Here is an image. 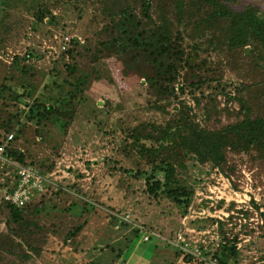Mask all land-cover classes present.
<instances>
[{"label": "trees", "instance_id": "1", "mask_svg": "<svg viewBox=\"0 0 264 264\" xmlns=\"http://www.w3.org/2000/svg\"><path fill=\"white\" fill-rule=\"evenodd\" d=\"M234 1L102 0L104 23L95 48H87L88 65L83 71L75 59L84 57L80 51L84 45L72 38L69 48L62 52L64 60L68 59L63 66L66 76L53 72L51 85L49 81L41 91L27 78L20 82L13 75L0 85V147L4 146L5 157L47 175L53 165L37 167L13 143L28 124L35 125V135L43 140L42 132L48 125H57L66 133L78 106L87 102L91 84L104 78L103 70L110 62L129 72L138 69L156 104L204 96L208 92L227 93L225 105L215 111V128L182 119L160 122L134 119L116 133L122 155L132 166L112 161L111 169L136 181L142 180V193L150 201H168L180 217H185L198 186L193 174L195 169L208 165L230 179L238 171L237 161L250 159L264 168V16L252 5L236 10L230 6ZM60 6L61 0H0V27L9 26L5 21L13 12L29 15L33 31L54 26L57 17L53 11ZM3 39L0 35V43ZM32 57V53L14 56L11 70L32 78V68L26 64ZM229 68L238 69L242 74L247 82L245 87L256 97L254 102L244 95L242 84L239 87L227 80ZM52 87L56 91L53 97L48 95ZM13 133L15 137L9 141L8 136ZM104 133L113 132L105 130ZM14 185H2L0 198L12 191ZM70 188L82 192L79 185L73 184ZM49 194L36 196L22 207L0 201V213L5 215L13 236L1 242L0 248L6 246L3 250L8 256L20 258L11 264H25L32 258L23 250L37 251L34 247L43 242L36 241L33 234L40 231L42 218L50 214L46 206L51 203L52 209H60L56 200L67 192L60 188ZM82 202V209L87 210L90 202ZM74 207L72 200L60 211L67 213ZM209 220L217 224L219 238L209 247L204 243L191 246L192 250L201 252L202 258L175 247L176 254H183L188 264H212L213 260L217 264H241L242 254L237 248L239 234L228 230L225 222ZM85 225L83 222L73 227L66 239L75 238ZM142 231L146 230L136 229V237ZM121 258L122 253L118 252L116 259L120 262ZM0 264H3L1 254Z\"/></svg>", "mask_w": 264, "mask_h": 264}, {"label": "rangeland", "instance_id": "2", "mask_svg": "<svg viewBox=\"0 0 264 264\" xmlns=\"http://www.w3.org/2000/svg\"><path fill=\"white\" fill-rule=\"evenodd\" d=\"M248 5L258 7L264 16V0H235L230 6L242 10ZM103 9L102 0H61V6L53 11L57 23L39 31L31 29L29 15L13 12L5 21L9 26L0 27V35L4 38L0 43V85L13 75L20 82L27 78L41 91L49 81L51 85L53 72L66 76L63 66L68 59L64 60V50L60 49L64 37L77 38L84 45L80 50L84 57L76 56L75 59L83 71L88 65L85 57L88 49L95 48L104 23ZM26 53L33 56L26 63L32 68V78L10 68L14 56ZM107 65L103 70L104 78L91 84L87 102L78 106L66 133L57 125H48L42 132L43 140L35 135V125L28 124L13 143L27 155V161H34L37 167L53 165L47 173L51 184L40 195L62 188L67 195L56 200L57 207L62 209L72 200L75 202L73 210L67 213L52 209L48 203L46 211L50 214L42 218L40 231L33 234L36 241L43 242L34 247L37 251L23 250L32 256L25 264H111L119 261L116 259L118 252L122 253L120 264L123 261H127L126 264H188L183 254H176L173 243L181 231L192 239H199L197 245L204 243L209 247L216 243L219 238L217 224L209 219L225 222L228 230L239 234L237 248L242 254L241 264H264V168L258 163L250 159L237 161L238 171L230 179L208 165L195 169L193 174L198 186L189 210L197 216L191 218V212L180 217L168 201H150L142 193V180L136 181L111 169L112 161L132 166L131 161L123 157L121 141L116 135L125 124H132L134 119L159 122L182 119L197 126L215 128V111L225 105L227 93L208 92L204 96H187L156 104L138 69L129 72L110 62ZM226 78L236 86L242 84L244 95L253 102L256 100L245 87L247 82L238 69L229 68ZM233 91L231 88L230 92ZM48 95H56L53 87ZM105 130L113 133L105 134ZM105 159L111 161L105 162ZM15 168L0 162V195L2 185L15 184ZM73 184L79 185L82 192L71 189ZM82 201L91 203L87 210L82 209ZM203 211L205 214L199 215ZM6 222L5 215L0 213V243L12 236ZM83 222H86L85 227L75 238L67 240L69 231ZM188 228L199 234H190ZM136 229L146 231L138 238ZM146 236L151 239L146 240ZM5 247L0 248L3 264H8V260L9 264L13 260L20 261V258L8 256L3 250Z\"/></svg>", "mask_w": 264, "mask_h": 264}, {"label": "built area", "instance_id": "3", "mask_svg": "<svg viewBox=\"0 0 264 264\" xmlns=\"http://www.w3.org/2000/svg\"><path fill=\"white\" fill-rule=\"evenodd\" d=\"M69 37H64L63 40L60 41V49L66 50L69 42ZM13 139V134L8 136V140ZM0 160L3 164L9 163L13 166H16V178L15 185L12 191L3 193L0 201L3 200L4 202L11 203L17 207H22L28 202H30L33 198L40 195L41 193H44V190L50 186L51 181L49 179L48 175L42 174L40 171H38L36 168L30 166V165H21L17 162H15L11 158H7L4 155V146L0 147ZM240 196V195H237ZM191 212L190 218L195 215L196 213L194 211L189 210L188 213ZM205 214V211L199 213V215ZM209 215V214H208ZM197 216V214L195 215ZM199 218V217H195ZM188 219V216L186 220ZM217 226V225H216ZM187 229V228H186ZM188 231L190 234L197 235L199 234L195 229H189ZM187 233L180 232L173 243V246L178 248L179 250L185 252V253H191L197 258H202L201 252L198 249L192 250L191 246L195 243L199 242L198 240L192 239L191 237L187 238ZM149 237L146 236V240H148ZM212 264H217L216 260L211 261ZM113 264H120L119 261L114 262Z\"/></svg>", "mask_w": 264, "mask_h": 264}, {"label": "crops", "instance_id": "4", "mask_svg": "<svg viewBox=\"0 0 264 264\" xmlns=\"http://www.w3.org/2000/svg\"><path fill=\"white\" fill-rule=\"evenodd\" d=\"M121 261V260H120ZM127 263V261H125V264Z\"/></svg>", "mask_w": 264, "mask_h": 264}, {"label": "water", "instance_id": "5", "mask_svg": "<svg viewBox=\"0 0 264 264\" xmlns=\"http://www.w3.org/2000/svg\"><path fill=\"white\" fill-rule=\"evenodd\" d=\"M123 264H125V261H123Z\"/></svg>", "mask_w": 264, "mask_h": 264}]
</instances>
